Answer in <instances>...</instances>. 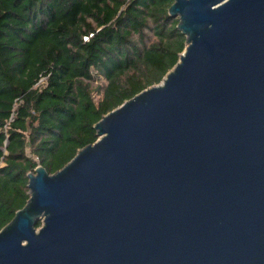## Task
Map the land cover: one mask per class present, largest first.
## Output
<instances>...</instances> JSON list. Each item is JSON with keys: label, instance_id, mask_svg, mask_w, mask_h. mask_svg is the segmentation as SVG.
I'll return each instance as SVG.
<instances>
[{"label": "water", "instance_id": "1", "mask_svg": "<svg viewBox=\"0 0 264 264\" xmlns=\"http://www.w3.org/2000/svg\"><path fill=\"white\" fill-rule=\"evenodd\" d=\"M169 15L178 64L62 170L28 175L0 264H264V0Z\"/></svg>", "mask_w": 264, "mask_h": 264}, {"label": "trees", "instance_id": "2", "mask_svg": "<svg viewBox=\"0 0 264 264\" xmlns=\"http://www.w3.org/2000/svg\"><path fill=\"white\" fill-rule=\"evenodd\" d=\"M173 3L0 0V231L30 199L29 174L62 170L97 142L103 117L178 64Z\"/></svg>", "mask_w": 264, "mask_h": 264}, {"label": "built area", "instance_id": "3", "mask_svg": "<svg viewBox=\"0 0 264 264\" xmlns=\"http://www.w3.org/2000/svg\"><path fill=\"white\" fill-rule=\"evenodd\" d=\"M89 38H85V40L87 41ZM101 98V97H100ZM15 110L16 109H14V112H13V114H12V116H11V118H10V120H9V122H8V124H7V126H6V131L10 128V124L11 123H13L14 122V119H15V115H16V113H15Z\"/></svg>", "mask_w": 264, "mask_h": 264}, {"label": "rangeland", "instance_id": "4", "mask_svg": "<svg viewBox=\"0 0 264 264\" xmlns=\"http://www.w3.org/2000/svg\"><path fill=\"white\" fill-rule=\"evenodd\" d=\"M99 82H101V81H98V83ZM102 83V82H101ZM100 97H101V94L100 93H95L94 94V99H95V101H98L99 99H100ZM29 151V150H28Z\"/></svg>", "mask_w": 264, "mask_h": 264}]
</instances>
